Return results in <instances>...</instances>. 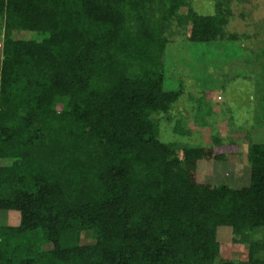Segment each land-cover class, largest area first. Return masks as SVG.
Returning a JSON list of instances; mask_svg holds the SVG:
<instances>
[{
	"label": "trees",
	"instance_id": "1",
	"mask_svg": "<svg viewBox=\"0 0 264 264\" xmlns=\"http://www.w3.org/2000/svg\"><path fill=\"white\" fill-rule=\"evenodd\" d=\"M182 1L0 0V264H264V144L248 185L199 182L220 140L177 147L154 118L182 93L163 89L162 22L235 37ZM219 227L246 261L216 262Z\"/></svg>",
	"mask_w": 264,
	"mask_h": 264
},
{
	"label": "rangeland",
	"instance_id": "2",
	"mask_svg": "<svg viewBox=\"0 0 264 264\" xmlns=\"http://www.w3.org/2000/svg\"><path fill=\"white\" fill-rule=\"evenodd\" d=\"M182 2V14L190 7L203 14H213L220 8L227 17L224 30L235 37L191 42L189 24L162 22L167 37L163 89L182 93L166 114L154 118L161 138L177 147L213 144L219 139L217 150L225 154V159L198 163L195 179L242 188L250 179L248 148L264 144V0ZM152 7L158 17L160 6L153 2ZM31 35L21 32L14 37ZM1 50L0 38V64ZM177 128L184 135L177 133ZM252 238L264 240V226L256 228ZM217 239L221 244L217 263L221 258L247 260L249 245L233 241L229 228L219 227Z\"/></svg>",
	"mask_w": 264,
	"mask_h": 264
}]
</instances>
